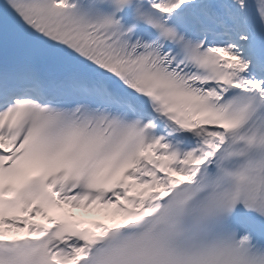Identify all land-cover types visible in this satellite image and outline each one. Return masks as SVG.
Returning <instances> with one entry per match:
<instances>
[{
    "label": "snow or ice",
    "instance_id": "6c2138e0",
    "mask_svg": "<svg viewBox=\"0 0 264 264\" xmlns=\"http://www.w3.org/2000/svg\"><path fill=\"white\" fill-rule=\"evenodd\" d=\"M0 264H264V0H0Z\"/></svg>",
    "mask_w": 264,
    "mask_h": 264
},
{
    "label": "bare ground",
    "instance_id": "6f19581e",
    "mask_svg": "<svg viewBox=\"0 0 264 264\" xmlns=\"http://www.w3.org/2000/svg\"><path fill=\"white\" fill-rule=\"evenodd\" d=\"M70 207V206H69ZM70 209H72L73 211H75V212H80V213H82V210L80 209V210H78L79 208H71L70 207Z\"/></svg>",
    "mask_w": 264,
    "mask_h": 264
}]
</instances>
